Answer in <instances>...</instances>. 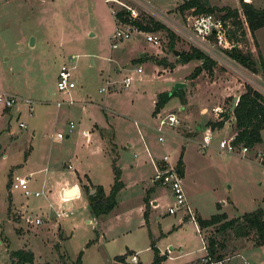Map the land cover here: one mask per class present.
I'll list each match as a JSON object with an SVG mask.
<instances>
[{"label": "rangeland", "instance_id": "obj_1", "mask_svg": "<svg viewBox=\"0 0 264 264\" xmlns=\"http://www.w3.org/2000/svg\"><path fill=\"white\" fill-rule=\"evenodd\" d=\"M181 1L0 0V91L18 97L11 106L0 104V264H12L9 252L20 247L32 250L34 262L47 260L52 264H70L81 249V264H112L115 254H124L126 264L137 261L148 264L152 253L148 231L152 232L156 245L163 252L174 255L167 258L166 252L161 264H184L202 255L205 250L192 221L187 222L188 216L184 221L175 220L184 215V209L180 207L175 212H167V206L173 204V196L168 187L152 181L153 167L148 163L142 165L141 176L127 167L128 159L139 155L135 150L127 154L125 143L120 144L127 137L140 140L144 148L146 145L153 147L156 157L166 154L170 165L176 162L182 150L185 169L181 185L194 217L196 214L207 217L221 211L231 217L257 206L264 208V128L260 130V141L243 153L239 144L232 153L223 152L224 155L217 149L218 140L234 132L233 115L228 109L244 85L249 84L264 94V76L259 67V60H264V25L250 31L238 0H209L216 6L237 8L244 34H240V29L232 32L234 26L230 17L226 18V29L233 44L250 51L254 59L253 70L230 58L229 62L215 60L210 70L203 69L190 78L187 74L200 60L176 62V54L168 45V32L163 28L152 30L157 34L158 43L147 41L143 33L134 32L129 38L117 41L116 47L109 46L108 36L118 21L114 12L124 8L129 19L142 23H149V18L161 21L174 34L173 48L188 49L189 42L177 26L187 22L193 12L190 9L178 11L176 5ZM246 1L264 8V0ZM223 12L224 9L215 11L217 14ZM142 50L144 54L140 55ZM142 56L140 61H133ZM154 57H163L174 66L158 64ZM62 63L69 66L74 82V86L66 90H58L55 85ZM125 78L126 87L122 84ZM105 80L109 82L107 89L100 90ZM176 82H181L184 101L173 95L158 111L159 114L173 112L179 123L164 125L159 132L155 129L158 115L151 110L154 94L160 90L169 91ZM24 98L31 101L30 110L23 102ZM82 106L88 108L98 124L113 129L115 135L111 140L117 142L118 154H124L126 163L123 164V178L127 187L115 195L117 202L120 198L123 200L120 204L125 208L114 215L121 209L120 204L115 203L97 222L87 207L62 220L52 216L50 213L54 214V210L49 209L41 186L42 171L26 172L35 165L25 159L31 145L37 155L42 156L39 159L41 166L46 164L49 170L47 175L51 178L48 181L55 178V156L65 158L58 171L62 169L65 173L71 168L68 157L74 149L75 130L80 128ZM224 111H227V117L223 124L212 128L208 144L198 149L201 136L209 127L207 121L217 120L219 113ZM102 112L107 114L106 122ZM70 119L74 121V127L68 132L66 122ZM19 121L24 125L19 126ZM112 129L108 131L109 135ZM57 131L67 135L57 137ZM83 138L79 136L77 140ZM101 159L97 163L100 174L108 168V165L104 166V157ZM74 167L77 169L76 166L71 169ZM79 167L87 169L90 164ZM14 173L28 175L29 194L11 188ZM137 177L143 182L151 180L157 184L155 202L149 199L146 219L144 204L143 210L139 209V190L136 189L141 182L134 187L128 185V181L138 180ZM35 190L39 192L37 195L33 194ZM71 216L75 218V228H69L67 224ZM58 223L67 234L71 229L72 234L58 238ZM212 226L203 229L205 239ZM94 227L104 232L106 245L98 238L99 230ZM59 235L62 237V231ZM231 236L230 232L224 234L225 244H230L225 253H230L243 240L238 238L230 243ZM88 240L91 241L86 243ZM129 248L135 249V253L128 251ZM133 254L135 258H132ZM200 261L204 263L205 259L192 260L191 264ZM256 263L264 264V244L247 246L239 255L230 256L224 262L221 260V264Z\"/></svg>", "mask_w": 264, "mask_h": 264}, {"label": "trees", "instance_id": "obj_2", "mask_svg": "<svg viewBox=\"0 0 264 264\" xmlns=\"http://www.w3.org/2000/svg\"><path fill=\"white\" fill-rule=\"evenodd\" d=\"M238 4L241 13L244 16V22L250 31L264 25V8L255 7L250 1L246 0H238ZM176 8L178 11L190 9L193 13L215 12L216 10L220 11L224 9V12L219 15L223 19L230 17L231 23L234 26L232 32H234L235 29H240V34H244L242 20L238 18V11L236 7L216 6L211 4L209 0H182L177 3ZM114 16L122 21L129 19L128 11L124 8L117 9L114 12ZM129 21L137 24V26L142 30L165 29L169 35L168 45L174 50V34L161 21L153 18H149L150 24L148 22H139L136 19H129ZM226 34L227 37H229L228 30H226ZM226 52L232 59L241 65L252 70L254 69V59L252 58L249 50H242L234 44L230 48H227ZM143 58L144 56L137 57L133 61H140ZM153 59L156 63L162 64L163 66H167L169 68L174 66L173 62L166 61L163 57H154ZM190 59L200 60V62L195 64L192 70L187 74L190 78L196 76L203 69L210 70L215 63L213 58L193 46H190L186 50H178V53L176 54V62H185ZM259 67L262 75L264 76L263 59L259 60ZM173 95H176L181 101H184L183 89L180 87L171 92L168 90L157 91L155 93L152 112H156ZM228 113L233 115L234 120L233 143L243 144L250 147L254 143L260 141V130L264 128V94L253 88L251 85L245 84L244 89L237 95L234 105L228 109ZM226 117L227 111L221 112L219 113V118L217 120H208L207 125L211 129L219 127L223 124ZM181 151L175 163L176 169L180 175H182L183 171ZM111 168L113 172V179L107 192H105L101 184L98 183L82 185L88 207L93 215L107 213L115 203L116 192L123 186V181L120 178V169L118 165L115 164L114 159H112ZM143 201V216L144 219H146L148 211V199L146 196L143 197ZM195 221L200 228L213 225L211 232L206 236L204 244V264H209L210 261L220 260L223 257L227 245H230L225 244V238H223L224 234L227 232H230L232 235L231 238H229L230 243L231 241H236L238 238H242L251 243V245L264 244V208L261 206H257L253 209L242 212L240 215L231 217H227L226 213L223 211L211 213L207 217L196 215ZM148 236L149 247L152 251V256L148 264H161V261L166 256V252L159 251L149 231ZM90 241L91 240H88L86 243H89ZM232 250L230 252H232ZM81 253L82 250L80 249L70 264H81ZM9 255L15 264H52L47 260L34 262L33 252L30 248H15L10 250ZM112 264H126L124 261V254H115L113 256ZM134 264H139V262L137 261Z\"/></svg>", "mask_w": 264, "mask_h": 264}, {"label": "crops", "instance_id": "obj_3", "mask_svg": "<svg viewBox=\"0 0 264 264\" xmlns=\"http://www.w3.org/2000/svg\"><path fill=\"white\" fill-rule=\"evenodd\" d=\"M143 51V50H142ZM141 52V51H140ZM139 52V54H140ZM72 88V87H71ZM154 100H155V94H154V98H153V104H154ZM75 105H79V102H75ZM153 104H152V108L153 109ZM97 107V105H96ZM98 107H101L100 105ZM97 107V108H98ZM82 110H80V114H81V123H80V128H76L75 130V134L73 136H76L74 138V149L72 151V154L69 155V162H71L70 167L72 168V166H76L77 169L72 170L71 168L63 173V170L61 169L60 171H58L57 169L59 168V166L61 165V163L64 162L65 158L61 157V158H57L55 156V178L53 180L48 181L50 177V175H47L48 173V168L45 165H42L39 163V159L42 158L41 154L37 155L36 151L33 149L32 145L31 148L29 149L28 153H26V157L25 159H30L33 162V169H27V173L31 174V173H35V172H40L42 171V175L40 177L41 180V186L44 187L43 188V193L45 192L46 194H44L45 199L48 202V207H50V210H54V214L53 212H51L50 214L54 217H57L58 219H63L66 215L68 214H72L82 208L88 207L87 204V199L85 194L83 193V188L82 185L83 184H101V186L103 187L104 191L107 192L108 188L112 182L113 179V172H112V168H111V162L112 159H114L115 164L118 165L119 169H120V178L123 181V186L116 192L117 195H119L121 193V191H123L125 189L127 182H125L124 178H123V169L125 172V168L124 165H126V163L124 162V154H118V150H117V142L112 141L111 139H113V136L115 135V132L112 129V133L109 135L108 128L110 126H106V125H101L98 124L97 121L94 119V117L92 116V114L89 112L88 108L85 109L84 106L81 107ZM104 115V120L105 122L107 121V114L102 112ZM106 115V116H105ZM234 134V132H233ZM64 135L66 136L67 133H64ZM79 136H83L84 138L82 140H77ZM80 143H77L79 142ZM120 142V141H118ZM121 143H125L126 149H127V154L130 153V150H135L136 152H139V155H136L135 157H132L130 159H128V164L127 167H129L134 174H138L137 176H141V167L142 165H144L145 163L150 164L153 167V161L157 162L159 160L160 157H156L154 154V148L153 147H148V145H146L145 148L144 146H142V144H140V140L138 139H130V138H126L123 142ZM218 149V148H217ZM36 153V154H35ZM220 154H225V153H220ZM104 157V166L106 167L108 165L107 171L106 170H102V174H100V166L97 165V163L100 161L101 157ZM81 157H84V159H82ZM100 157V158H99ZM38 159V160H36ZM102 160V159H101ZM127 160V159H125ZM116 161H120L119 163H116ZM183 171H182V175L181 178L183 177V173H184V169H185V161L183 160ZM54 163V161L52 162ZM176 163V162H175ZM39 164V165H38ZM85 164H90V167H88L86 169V167L84 168H80L79 166H83ZM124 164V165H123ZM140 167V169H139ZM45 171H47L45 173ZM127 173V172H126ZM21 174V173H20ZM101 175V176H100ZM152 176V174H151ZM150 176V177H151ZM101 177L103 178L102 180H104L105 182H107V185H105V183L101 180ZM137 179H134V181H128V185L130 184V186L136 185L138 182H141L140 185L136 186L139 190L138 192V200L139 202V209L140 211L143 210V196H146L148 199V203H149V199H152V203L155 202V194H154V188L157 184H154V182H152L151 180H145L143 182V179H140V177H137ZM149 178V177H148ZM150 179V178H149ZM143 182V183H142ZM72 187V191L71 193L67 194V189ZM148 189V191H147ZM115 194V195H116ZM12 195V194H11ZM124 194H122L121 197H123ZM13 196H11L12 198ZM186 198V197H185ZM11 201L13 202L14 200L11 199ZM121 198L119 200V202H117V199H115V203H121ZM187 202V200H186ZM114 203V204H115ZM223 203V201L221 202ZM115 206V205H113ZM112 206V207H113ZM123 206V204L119 205V208H121ZM195 206V205H193ZM117 208V206H116ZM125 207L121 208V209H117V211L114 213V215L118 214V212L121 210H124ZM115 209V207H114ZM194 212L197 213L195 211V208L193 207ZM47 210V209H46ZM90 210V209H89ZM198 215V214H196ZM104 215H94V220H96L98 218L103 217ZM188 215L186 214H182L181 218H176L175 220H182L184 221L185 218ZM117 218H119V216H117ZM187 222L188 221H192L191 219L187 218L186 219ZM139 223L141 224V216L139 217ZM181 221V224H182ZM75 218H73L71 216V220L69 223H67L70 227L69 228H75ZM109 222V219L106 220V223ZM192 223L194 224V228L195 230L198 232L199 237L202 240V247L204 248V244H205V237L202 234L203 233V229L205 227H199L198 224L196 223V221H192ZM94 229H96L94 227ZM99 230V235L98 238H100V240H104L105 245H106V240L104 239V232L101 230V228L96 229V231ZM62 231V237H59V232ZM69 234L66 233V230H64L62 228V225H60V223H58V228H57V235L58 238L64 239L68 236H70V234H72V230H68ZM161 232V231H160ZM159 232V233H160ZM151 236H152V232ZM149 237V236H148ZM154 238V237H152ZM97 241L96 240L93 242L95 243ZM240 241V240H238ZM156 244V243H155ZM236 245V244H235ZM157 246V245H156ZM247 246H251V243L245 241L244 239L241 240V242L237 243V245L234 247L233 251L228 253L226 252L223 257L221 258L222 262L227 261L228 258L230 256L233 255H239L240 252L243 250V248H247ZM158 247V246H157ZM160 252H163L162 249L160 247H158ZM131 253H135V249H130ZM182 249H180L181 251ZM167 252V251H166ZM171 252H167V258L168 257H173L174 255L170 254ZM232 253V254H231ZM82 254V253H81ZM204 254L205 252H202V255L191 259L190 261L184 263V264H191L192 260H203L204 258ZM231 254V255H229ZM229 255V256H228ZM114 256V255H113ZM113 256L111 259V263H113ZM152 256V253H151ZM205 262V261H204ZM81 263H82V259H81ZM162 263V261H161ZM15 264V263H12ZM142 264V263H141ZM197 264H204L202 261L197 262Z\"/></svg>", "mask_w": 264, "mask_h": 264}, {"label": "built area", "instance_id": "obj_4", "mask_svg": "<svg viewBox=\"0 0 264 264\" xmlns=\"http://www.w3.org/2000/svg\"><path fill=\"white\" fill-rule=\"evenodd\" d=\"M129 8V7H128ZM132 11V9H131ZM115 17V16H114ZM116 18V17H115ZM118 21L109 34L108 39L110 48L116 47V42L120 40H125L130 37L134 32L143 33L144 38L152 43H158L157 34L152 30H142L137 24L130 21H122L116 18ZM227 21L220 17L219 14L215 12H197L192 13L190 19L186 22H182L177 26L179 33L189 42V46H193L205 54L213 58L214 60L221 62H229L231 58L226 49L230 48L233 44L232 40L227 37L226 34ZM232 59V58H231ZM234 60V59H233ZM235 61V60H234ZM70 68L67 64L62 63L56 74L55 85L58 90H66L74 86V82L70 77ZM109 82L105 80L104 86L100 88L104 91L107 89V84ZM123 86H127V79L125 78L122 82ZM17 96L6 91H0V104L3 106H11L16 100ZM237 96H235L236 102ZM71 102V100H69ZM26 103L27 109H31V101L27 98L23 99ZM59 105V102H56ZM159 110V109H158ZM156 111L157 121L155 124V129L159 132L162 131L164 125L172 126L179 123V119L171 111L164 114H159ZM67 131L69 132L74 127V121L68 120ZM19 126L24 125L22 121L18 122ZM211 128L206 127L204 133L201 136V140L198 144V149H203L210 140ZM57 137L64 136V132L57 131ZM159 140L162 139L160 135L157 137ZM233 134L226 137H222L218 140V150L220 152L232 153L235 150L236 144L232 142ZM238 147L243 153L247 150V146L239 144ZM166 154H163L159 158V163L153 161L154 172L151 176L152 181H157L160 184L168 187L173 196V204L167 206V212H175L176 209L182 207L184 209V214L188 215V218L192 221L195 220L193 215V210L186 203L185 195L181 185V175L176 169L175 163L169 164L166 160ZM27 174L14 173L11 180V188H18L23 194H29L30 190L27 187ZM39 192L34 191L33 194L37 195ZM38 219H35L37 222ZM132 258H135L134 254ZM212 264H221L220 260L210 261ZM259 264V263H256Z\"/></svg>", "mask_w": 264, "mask_h": 264}, {"label": "water", "instance_id": "obj_5", "mask_svg": "<svg viewBox=\"0 0 264 264\" xmlns=\"http://www.w3.org/2000/svg\"><path fill=\"white\" fill-rule=\"evenodd\" d=\"M177 53H178V50H175V49H174V54H177ZM143 54H144V51H141V52H140V55H143ZM180 86H181V82H176V83L173 85V87L169 90V92L175 90L176 88H178V87H180ZM234 98H235V97H234ZM232 104L234 105V102H232ZM233 105H232V106H233ZM232 106H231V107H232ZM71 188H72V187L68 188L67 191L72 190Z\"/></svg>", "mask_w": 264, "mask_h": 264}, {"label": "bare ground", "instance_id": "obj_6", "mask_svg": "<svg viewBox=\"0 0 264 264\" xmlns=\"http://www.w3.org/2000/svg\"><path fill=\"white\" fill-rule=\"evenodd\" d=\"M72 190H69V192H67V194L71 193Z\"/></svg>", "mask_w": 264, "mask_h": 264}]
</instances>
